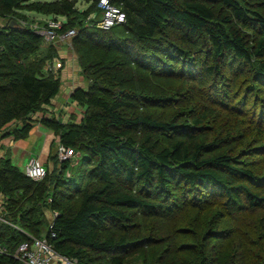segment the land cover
Listing matches in <instances>:
<instances>
[{"label":"trees","instance_id":"obj_1","mask_svg":"<svg viewBox=\"0 0 264 264\" xmlns=\"http://www.w3.org/2000/svg\"><path fill=\"white\" fill-rule=\"evenodd\" d=\"M113 1L127 20L103 28L98 0H0V129L22 139L39 121L80 151L69 175L52 153L41 180L0 157L6 218L39 236L58 210L48 236L78 264H264V0ZM24 10L76 29L79 121L34 116L61 66H47L57 37L45 43ZM19 227L0 220L11 251Z\"/></svg>","mask_w":264,"mask_h":264},{"label":"built area","instance_id":"obj_2","mask_svg":"<svg viewBox=\"0 0 264 264\" xmlns=\"http://www.w3.org/2000/svg\"><path fill=\"white\" fill-rule=\"evenodd\" d=\"M98 6L101 9V16L97 20V24L103 28H109L115 24L126 22V12L117 5L113 0H98ZM63 17L51 18L48 20V25H44L39 21L30 23V27L37 33L44 36L45 40L52 41L57 36L61 38H68L76 33L75 28L69 29L66 33L58 34L57 28L61 27ZM23 23L25 21L22 20ZM49 68L56 67L47 65ZM59 159L65 160L71 158L76 153H80L79 150H74L72 147L67 146L63 143H59L56 150ZM48 168L42 163V161L32 156L26 163L24 172L26 175L35 180H41L47 174ZM50 199V197H49ZM3 210V203H2ZM4 212V210H3ZM59 214L58 210L51 211V218L47 225V231L44 236H37L32 234L30 231L20 228L14 222H11L6 218V214L0 213V220L7 221L16 227L22 229L28 236L27 239L21 241L15 250L11 251L8 246L0 241V256L8 255L19 261V264H78V259L75 256L64 254L57 250L51 242V237L55 236L56 233L52 230L53 220L55 216ZM51 231V237L48 233Z\"/></svg>","mask_w":264,"mask_h":264},{"label":"crops","instance_id":"obj_3","mask_svg":"<svg viewBox=\"0 0 264 264\" xmlns=\"http://www.w3.org/2000/svg\"><path fill=\"white\" fill-rule=\"evenodd\" d=\"M25 12L29 13L31 16L35 17L36 20H47V19H51L52 15H48V14H43V15H39L36 13H32L31 11L28 10H24ZM36 12V11H34ZM39 13V12H38ZM101 16V15H100ZM8 21V17H4L0 15V26H4L6 25ZM58 49L59 52V57H57L54 60V66L56 67V69L58 67H60V73L62 74L61 76H63L67 82H68V89L69 94H71L72 90L75 88V80L74 79H78V84H81L82 82H86L85 78L83 77L81 70H80V65L79 63L77 64V59H76V55L74 53V50L71 46V40L70 38H60L57 41L54 40L53 41ZM45 43H51V41H45ZM67 49H70L67 51ZM72 56V58H71ZM63 66V67H62ZM87 83L84 86L85 88H87ZM62 107H57V105L55 103L52 104V106L48 105L46 106V113L51 112L52 115L53 112H55L56 109H58L59 114L61 115V117H64L63 120H66L68 118V115L64 114L63 110L61 109ZM61 110V112H60ZM62 113V114H61ZM43 114L38 113L35 114L34 116L37 117H41ZM47 115V114H45ZM64 115V116H62ZM14 124V123H13ZM19 126H21V123L19 124ZM48 129L42 127L41 122L37 121L34 124V127L32 128L30 134L28 137L26 138H22L23 140L30 138L33 136V140L31 141V143L28 144H24V143H17V140H22V139H16L13 135H8L5 134V129L1 128L0 129V157L3 156H10L13 163H15L16 165H22L27 163V161L32 157V156H36L38 157L42 163L49 169H52L55 166V162L53 157H51L52 153H54L56 151V141L54 140V138L52 137V141L47 142L45 141L44 145L46 144V146H48V151H42L41 153H44L43 155L37 154L34 151H32L34 149V144H32L34 141H38L41 140L47 133ZM55 141V143H54ZM54 143V144H53ZM22 168V167H21ZM0 199L1 202L3 203V198L2 195L0 194ZM1 203V204H2Z\"/></svg>","mask_w":264,"mask_h":264},{"label":"rangeland","instance_id":"obj_4","mask_svg":"<svg viewBox=\"0 0 264 264\" xmlns=\"http://www.w3.org/2000/svg\"><path fill=\"white\" fill-rule=\"evenodd\" d=\"M87 4H88V0H78V3H77L79 8H85L87 6ZM31 12L39 14V15H43V13H38V12H34V11H31ZM60 38L61 37L57 36V38L55 40L57 41ZM68 50H70V49H67V51ZM71 58H72V56H71ZM77 64H78V62H77ZM61 80H62V87L60 89V92L52 99L51 103L47 104L46 106H48V105L52 106V104L55 103L57 105V107H62L61 109L64 111L63 113L68 115V117L70 115H72V117H69V118H73L74 120L79 121L81 119L82 115H83V111H84L85 108L82 105L78 104L76 101H74L72 99V97L70 96V94H69L70 90L68 89V86H67L68 85L67 80L63 76H61ZM74 80H75L74 84L76 85L75 87H77V86H83L84 87L86 85V83H87V80H85L86 82H82L81 84H78L79 83L78 79H74ZM60 112H61V110H60ZM41 114H47V116H52L51 112L46 113V109L44 111H41ZM53 114L57 115V116L60 115L59 112H58V109H56L55 112H53ZM62 116H64V115H62ZM62 119H64V117H62ZM41 125H42V127L47 128L48 131H47L46 135L41 140H38L36 142L34 141L32 143V144H34V149L32 151H34L37 154L43 155L44 153H41L42 151L46 152V151L49 150L48 146H46V144L44 145L45 141H47V142L52 141V137L56 138V135L54 134L53 130L50 127H47L43 123H41ZM32 138H33V136L30 137V138H27L25 140H23V139L22 140H17L16 142L17 143L28 144V143H31V141L33 140ZM56 140L58 141L57 138H56ZM79 155H80V153H76L75 155H73L70 158L71 159V163H70V165H69V167L67 169V174L68 175L73 173V171L75 170L74 168L78 164H80V159H79L80 156ZM18 166L20 168L22 167L21 168L22 170L25 169V164L18 165ZM1 203L2 202H1V199H0V213L4 214V212L2 210V204ZM48 216H49V218H51V211L50 210L48 211ZM17 224H19V222ZM46 230L47 229H43V231L39 234V236H44L45 233H46ZM129 264H139V263L135 262V263H129Z\"/></svg>","mask_w":264,"mask_h":264},{"label":"water","instance_id":"obj_5","mask_svg":"<svg viewBox=\"0 0 264 264\" xmlns=\"http://www.w3.org/2000/svg\"><path fill=\"white\" fill-rule=\"evenodd\" d=\"M11 24H12V22H11Z\"/></svg>","mask_w":264,"mask_h":264},{"label":"bare ground","instance_id":"obj_6","mask_svg":"<svg viewBox=\"0 0 264 264\" xmlns=\"http://www.w3.org/2000/svg\"><path fill=\"white\" fill-rule=\"evenodd\" d=\"M261 138V137H260Z\"/></svg>","mask_w":264,"mask_h":264}]
</instances>
